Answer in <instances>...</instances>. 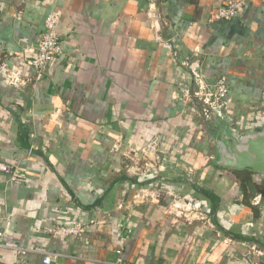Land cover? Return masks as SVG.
<instances>
[{
  "label": "crops",
  "instance_id": "0c3cea01",
  "mask_svg": "<svg viewBox=\"0 0 264 264\" xmlns=\"http://www.w3.org/2000/svg\"><path fill=\"white\" fill-rule=\"evenodd\" d=\"M229 127H264V0H0V164L23 176L0 171V264H264V173L213 160Z\"/></svg>",
  "mask_w": 264,
  "mask_h": 264
},
{
  "label": "built area",
  "instance_id": "2783aa9c",
  "mask_svg": "<svg viewBox=\"0 0 264 264\" xmlns=\"http://www.w3.org/2000/svg\"><path fill=\"white\" fill-rule=\"evenodd\" d=\"M240 5L241 3L239 2L227 1L224 6L217 8L213 12L211 19H230L236 14ZM59 20L60 11L58 10L49 12L45 17L43 32L35 46L34 58L29 62L30 65L38 72L42 71L49 61H51L61 51V37L58 32ZM227 93L228 86L222 79L209 83L197 76L194 99L203 104L205 111L219 112L221 109L225 108L227 104ZM128 160V158L124 159L123 163L125 170L129 175L133 174V166ZM149 165L150 163L145 161L142 164V167H139V170H141V168L145 169ZM0 171L10 174L11 180L17 181L23 179V176L19 174L15 168H12L8 164H0ZM76 231V228L70 229V232L72 233ZM3 236L4 229L0 227V246L4 245ZM43 261L46 264H50L52 262V257L50 255H46ZM119 263L122 264L121 261H119ZM160 264L171 263L163 262Z\"/></svg>",
  "mask_w": 264,
  "mask_h": 264
},
{
  "label": "water",
  "instance_id": "95a60500",
  "mask_svg": "<svg viewBox=\"0 0 264 264\" xmlns=\"http://www.w3.org/2000/svg\"><path fill=\"white\" fill-rule=\"evenodd\" d=\"M214 163L221 167L264 173V127L243 132L219 129L214 140Z\"/></svg>",
  "mask_w": 264,
  "mask_h": 264
}]
</instances>
